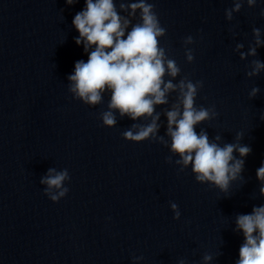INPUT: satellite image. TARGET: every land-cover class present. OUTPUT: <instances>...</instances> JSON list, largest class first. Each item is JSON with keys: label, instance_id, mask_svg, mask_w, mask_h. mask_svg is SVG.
I'll use <instances>...</instances> for the list:
<instances>
[{"label": "water", "instance_id": "water-1", "mask_svg": "<svg viewBox=\"0 0 264 264\" xmlns=\"http://www.w3.org/2000/svg\"><path fill=\"white\" fill-rule=\"evenodd\" d=\"M121 2L116 0L118 11ZM166 35L159 41L181 69L180 76L202 81L197 106L215 105L218 116L201 125L210 139L251 147L243 178L228 193L196 182L190 168L166 163L169 149L123 133L133 123L121 119L102 126L109 97L89 107L73 99L67 77L87 61L72 25L84 0H0V264H235L243 236L234 231L238 214L264 204L256 171L264 161V72L246 73L256 57L241 60L242 43L254 46L253 28L264 39V0L227 21L232 0H148ZM128 16L133 24L139 13ZM191 35L194 61L186 62L183 40ZM179 79V77H178ZM253 87L259 94L249 99ZM175 102V94L170 96ZM161 128L166 131L163 106ZM148 121H139L138 123ZM199 128L196 129L199 132ZM239 158V157H238ZM50 167L67 169L69 192L58 203L43 194L40 178ZM170 202L181 212L173 219Z\"/></svg>", "mask_w": 264, "mask_h": 264}, {"label": "clouds", "instance_id": "clouds-1", "mask_svg": "<svg viewBox=\"0 0 264 264\" xmlns=\"http://www.w3.org/2000/svg\"><path fill=\"white\" fill-rule=\"evenodd\" d=\"M77 2L65 0L68 6ZM245 2L249 8L257 5V0H232L233 6L225 9L226 20L231 22L234 13H239ZM119 9L116 0H84L83 9L74 16L72 25L79 33L74 40L76 45L83 46L88 59L77 61L68 75L69 93L89 107L100 105L108 96L107 110L99 117L103 127H115L117 114L121 119H130L133 123L123 133L125 141L162 144L171 154L166 163H173L172 157H177L175 165L180 172L190 168L197 183L228 193L230 186L243 178L245 158L251 153V147L240 142L243 139L240 133L236 134L234 142L227 143L222 142L219 134L210 139L201 127L217 118L215 105L207 108L196 105L203 82L181 77L180 67L160 45L166 29L160 24L154 5L148 0H135L121 2ZM124 10L132 17L139 13L138 22L133 24L128 16L121 15ZM260 16L264 17V9ZM252 35L254 46L250 45L246 52L242 51V43L236 44L235 51L242 61L256 57L257 49L264 46L259 28H253ZM193 44L191 35L183 40L188 64L194 61L190 47ZM262 72L264 62L254 59L246 75L253 78ZM259 92V87H253L249 99ZM172 94L176 99L170 104ZM160 106H163L166 118L163 136L158 135L162 125L161 112L156 109ZM260 119L264 121V113ZM145 120L148 122L138 123ZM256 178L259 194L264 197V161L256 171ZM69 182L68 170L55 167H50L40 178L43 194L53 203L66 197L69 188L65 185ZM169 206L173 219L179 221L178 205L170 202ZM234 231L243 236L235 264H264V204L254 206L249 214H238ZM212 259L211 255L205 254L203 264H211ZM142 261V256H133L132 264H142ZM178 264H186V261L181 258Z\"/></svg>", "mask_w": 264, "mask_h": 264}]
</instances>
